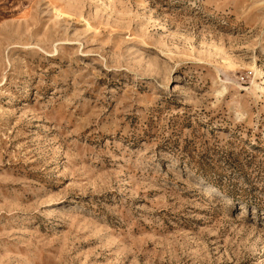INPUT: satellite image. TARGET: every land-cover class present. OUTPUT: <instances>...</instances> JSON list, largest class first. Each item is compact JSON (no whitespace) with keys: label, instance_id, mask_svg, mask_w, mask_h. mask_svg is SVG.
<instances>
[{"label":"rangeland","instance_id":"1","mask_svg":"<svg viewBox=\"0 0 264 264\" xmlns=\"http://www.w3.org/2000/svg\"><path fill=\"white\" fill-rule=\"evenodd\" d=\"M0 264H264V0H0Z\"/></svg>","mask_w":264,"mask_h":264},{"label":"bare ground","instance_id":"2","mask_svg":"<svg viewBox=\"0 0 264 264\" xmlns=\"http://www.w3.org/2000/svg\"><path fill=\"white\" fill-rule=\"evenodd\" d=\"M206 193H207V190L205 188H201L200 194H206Z\"/></svg>","mask_w":264,"mask_h":264}]
</instances>
